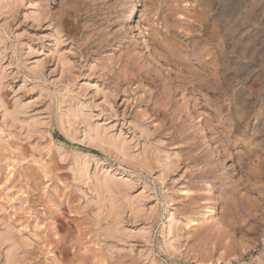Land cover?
Wrapping results in <instances>:
<instances>
[{
  "label": "rangeland",
  "instance_id": "1",
  "mask_svg": "<svg viewBox=\"0 0 264 264\" xmlns=\"http://www.w3.org/2000/svg\"><path fill=\"white\" fill-rule=\"evenodd\" d=\"M0 236V264H264V0H0Z\"/></svg>",
  "mask_w": 264,
  "mask_h": 264
},
{
  "label": "bare ground",
  "instance_id": "2",
  "mask_svg": "<svg viewBox=\"0 0 264 264\" xmlns=\"http://www.w3.org/2000/svg\"><path fill=\"white\" fill-rule=\"evenodd\" d=\"M221 9V8H220ZM131 16H132V14L129 16V19L131 18ZM172 32H174V30L172 31ZM176 41V40H175ZM184 43V42H183ZM183 48H184V46H183ZM171 56V55H170ZM2 72V71H1ZM20 108V107H19ZM22 108V107H21ZM18 110V109H17ZM20 111V110H19ZM23 112V111H22ZM82 117V116H81ZM103 131V130H102ZM105 133H106V131H105ZM91 136V135H90ZM89 136V137H90ZM95 136H96V134H95ZM108 136V135H107ZM98 137H100V141H101V138L103 137H101V135L99 134V133H97V136H96V138H98ZM94 138V137H93ZM119 138V137H118ZM99 139V138H98ZM97 139V140H98ZM112 141V140H111ZM114 142V141H113ZM116 142V141H115ZM125 142H126V140H125ZM108 144V143H107ZM110 144H112V146L113 147H115L116 146V143H114V145H113V143L111 142ZM122 148V150L124 149V147H121ZM120 148V149H121ZM211 148H213L212 146H211ZM124 151V150H123ZM122 152V151H121ZM125 155V154H124ZM104 181V180H103ZM105 182V181H104ZM107 187H108V189L109 190H112V191H116L117 189H118V184L117 183H115V182H109L108 184H107ZM106 188V187H105ZM141 209V208H140ZM152 211H154V208H153V210ZM151 211V212H152ZM169 212V211H168ZM172 214V213H171ZM172 216L173 215H171V216H169V217H167V218H169L168 220H167V222H166V230H165V232H167L166 234H168L169 236L171 235V234H173L172 232H173V223H172ZM167 235V236H168ZM168 236V237H169ZM172 236V235H171ZM0 238H1V236H0ZM167 238V237H166ZM172 238V237H171ZM168 245H169V247H171L173 250L175 249V242L173 241V240H171L170 238H169V241H168ZM16 249H15V247H11V249L9 250V252L7 253V257H8V262H9V264H15V259H14V251H15Z\"/></svg>",
  "mask_w": 264,
  "mask_h": 264
}]
</instances>
